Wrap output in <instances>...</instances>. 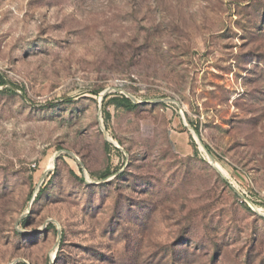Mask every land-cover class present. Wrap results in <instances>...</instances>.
Wrapping results in <instances>:
<instances>
[{
  "label": "rangeland",
  "instance_id": "374dc122",
  "mask_svg": "<svg viewBox=\"0 0 264 264\" xmlns=\"http://www.w3.org/2000/svg\"><path fill=\"white\" fill-rule=\"evenodd\" d=\"M0 75V264H264V0H0Z\"/></svg>",
  "mask_w": 264,
  "mask_h": 264
},
{
  "label": "trees",
  "instance_id": "16d2710c",
  "mask_svg": "<svg viewBox=\"0 0 264 264\" xmlns=\"http://www.w3.org/2000/svg\"><path fill=\"white\" fill-rule=\"evenodd\" d=\"M4 83V81L1 79V75H0V85H2ZM113 103H116L118 105H124L127 108H134L136 106V104L128 97L126 96H122V97H114L112 99ZM198 132V131H197ZM110 171L107 170L104 174H102L100 177L101 178H107L110 175ZM234 177L239 181V183H241L242 185H246L247 181H248V176L246 174H244L241 170H239L238 168L234 169L233 172ZM246 204V203H245ZM25 264V263H22Z\"/></svg>",
  "mask_w": 264,
  "mask_h": 264
},
{
  "label": "built area",
  "instance_id": "2783aa9c",
  "mask_svg": "<svg viewBox=\"0 0 264 264\" xmlns=\"http://www.w3.org/2000/svg\"><path fill=\"white\" fill-rule=\"evenodd\" d=\"M234 187H236V188H235V189H236V193L239 195L241 201H242V202H247V199H249V198H248V194H247V192H246L244 189H241V188L238 187V186H234ZM262 198H263V200H264V193H263V195H262Z\"/></svg>",
  "mask_w": 264,
  "mask_h": 264
},
{
  "label": "water",
  "instance_id": "95a60500",
  "mask_svg": "<svg viewBox=\"0 0 264 264\" xmlns=\"http://www.w3.org/2000/svg\"><path fill=\"white\" fill-rule=\"evenodd\" d=\"M202 146H203L204 150L206 151V153L208 154V156H209V158L211 159V161L214 162V157H213V155L211 154V152H210V150L208 149V147H207L205 144H203ZM213 165L216 167L215 163H214ZM47 172H48V170L45 171V174H44V176H42V178H41V180H40V183H42V181H43L45 175L47 174ZM247 203H248L249 205H251V206H252V204H253V202L250 201L249 199H247Z\"/></svg>",
  "mask_w": 264,
  "mask_h": 264
},
{
  "label": "bare ground",
  "instance_id": "6f19581e",
  "mask_svg": "<svg viewBox=\"0 0 264 264\" xmlns=\"http://www.w3.org/2000/svg\"><path fill=\"white\" fill-rule=\"evenodd\" d=\"M217 166L219 169H221L224 172V169L219 164Z\"/></svg>",
  "mask_w": 264,
  "mask_h": 264
}]
</instances>
